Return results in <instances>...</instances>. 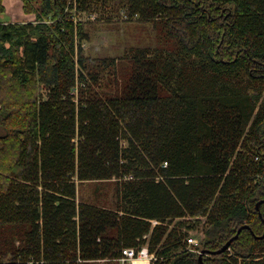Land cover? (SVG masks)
Here are the masks:
<instances>
[{"label": "trees", "instance_id": "obj_1", "mask_svg": "<svg viewBox=\"0 0 264 264\" xmlns=\"http://www.w3.org/2000/svg\"><path fill=\"white\" fill-rule=\"evenodd\" d=\"M127 1L179 50L137 48L104 96L68 0L0 20V264H118L145 243L154 264H264V0ZM75 178L115 180V207L78 202ZM185 216H207L201 252L250 228L200 260L188 222L170 227Z\"/></svg>", "mask_w": 264, "mask_h": 264}, {"label": "rangeland", "instance_id": "obj_2", "mask_svg": "<svg viewBox=\"0 0 264 264\" xmlns=\"http://www.w3.org/2000/svg\"><path fill=\"white\" fill-rule=\"evenodd\" d=\"M89 9L79 8L78 22L75 24L77 28L76 59L80 53L85 59H88L85 63L84 72L96 73L94 75L97 77L98 84L94 87L103 96L114 94L122 88V83L129 74L127 67L131 64L129 62L130 56L137 48H149L152 54L170 53L171 51L175 53L179 50L175 45L176 38L167 35L160 19L145 20L141 19L138 14H131L127 0L92 3ZM30 15L34 20L35 15ZM67 18H71L70 13L67 14ZM28 21H31L30 18L28 20H15V22ZM79 24L82 27L80 32ZM103 59L107 60L108 63L100 64ZM91 76L89 74V77ZM75 92L77 93V89ZM122 143L126 145L127 141L123 140ZM75 181L78 202L88 201L110 208L115 207L117 186L115 180H86L81 182L75 178ZM260 205L257 207L256 203L257 210L260 209ZM177 221H187V226L190 227L187 232L199 237V239L203 237L207 216L177 218L170 227L173 228ZM142 246L149 247L148 243ZM228 253L225 255L226 258H230L234 254L232 250H229ZM243 262L242 258H238L237 264H243Z\"/></svg>", "mask_w": 264, "mask_h": 264}, {"label": "built area", "instance_id": "obj_3", "mask_svg": "<svg viewBox=\"0 0 264 264\" xmlns=\"http://www.w3.org/2000/svg\"><path fill=\"white\" fill-rule=\"evenodd\" d=\"M70 13V20L73 21L74 24L78 22V13H79V5L78 0H69L66 8V14ZM157 223V221H154ZM187 243L191 245L195 252L200 253L199 250V239L194 235H190L187 238ZM196 247V248H195ZM157 257L155 252H151L149 247L141 246V247H126L122 249V255L118 258V264H153L156 261Z\"/></svg>", "mask_w": 264, "mask_h": 264}, {"label": "crops", "instance_id": "obj_4", "mask_svg": "<svg viewBox=\"0 0 264 264\" xmlns=\"http://www.w3.org/2000/svg\"><path fill=\"white\" fill-rule=\"evenodd\" d=\"M4 11L0 19L15 22V20H33L30 14L24 12L22 0H3Z\"/></svg>", "mask_w": 264, "mask_h": 264}, {"label": "water", "instance_id": "obj_5", "mask_svg": "<svg viewBox=\"0 0 264 264\" xmlns=\"http://www.w3.org/2000/svg\"><path fill=\"white\" fill-rule=\"evenodd\" d=\"M262 202H263V200L258 201V202H257V207H258ZM260 215H261V213H260ZM243 228H250V226H249L248 224L242 225V226L238 229L237 233H236L233 237H231V238H230V239H229V240H228V241H227V242H226L221 248H219L218 250H212V251H210V250H202V252H201L200 255H199V259H200V260L202 259L203 254H207V253H211V254H221V253H223L226 249H228V248L230 247L232 241H233L235 238L238 237V234L241 232V230H242ZM256 237L263 238V237H264V232H263L262 235H259V236H256Z\"/></svg>", "mask_w": 264, "mask_h": 264}]
</instances>
